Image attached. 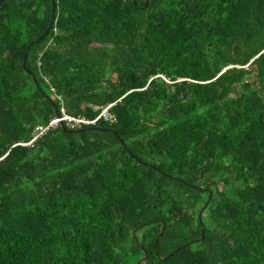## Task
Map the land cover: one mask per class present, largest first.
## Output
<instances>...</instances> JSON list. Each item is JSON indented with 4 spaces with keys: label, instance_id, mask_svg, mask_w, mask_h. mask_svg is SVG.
I'll return each instance as SVG.
<instances>
[{
    "label": "trees",
    "instance_id": "obj_1",
    "mask_svg": "<svg viewBox=\"0 0 264 264\" xmlns=\"http://www.w3.org/2000/svg\"><path fill=\"white\" fill-rule=\"evenodd\" d=\"M55 4L37 86L50 0L0 3V264H264V0ZM46 96L113 119L27 144ZM184 181L204 238L163 259L201 234Z\"/></svg>",
    "mask_w": 264,
    "mask_h": 264
},
{
    "label": "water",
    "instance_id": "obj_2",
    "mask_svg": "<svg viewBox=\"0 0 264 264\" xmlns=\"http://www.w3.org/2000/svg\"><path fill=\"white\" fill-rule=\"evenodd\" d=\"M2 1H3V0H0V3H1ZM50 5H51V10H50V20H49V23H48L46 29H45V30H44V31H43V32H42V33H41V34L35 39L34 42L29 43V45L26 47L25 52H24V55H23L22 67H23V69H24L27 73H29V74L32 76V78H33V80H34V82H35V84H36L37 86H38V81L36 80V77L34 76V74H33L32 72L29 71V69H28V67H27V65H26V58H27V54H28V51H29L30 47H31L34 43H38V42H40V41L45 37V35L48 34V32L51 30V28L53 27L54 20H55V13H56V4H55V0H50ZM46 98L49 100V102H50V103L52 104V106L54 107L56 117H57V118H60V117H61V114H60V112L56 109V106H55L53 100H52L50 97H48V96H46ZM59 125H60L64 130L69 131V132H71V131H73V132H80V131H83V130H85V129H90V128H91V127H89V128H77V129H73V130H71V129H67L66 126H65V123H64L62 120L59 121ZM111 132H112L114 135H116V137L120 140V142H121V144H122L123 146H126L125 143L123 142V140L120 138V136H119L115 131H111ZM127 151L130 153L131 156L135 157V156L129 151L128 148H127ZM138 160H139V159H138ZM139 161H140V160H139ZM145 165H146V164H145ZM150 167L153 168L154 170H156V171L159 172V173H162V174H164V175H167L166 173H164L162 170L158 169V168L155 167V166H150ZM167 176H169V175H167ZM170 177H171V176H170ZM173 178H174V177H173ZM175 179H177V178H175ZM178 180H179V179H178ZM184 182H185V181H184ZM185 183H186L187 185H189L190 187H192V188H193L194 190H196V191H200V192L208 191V198H207V200L205 201V203L203 204V206L201 207V209L199 210V213H198V219H199V223H200V225H201V234H200V237H199V238H196V239H193V240L187 241V242L183 243L182 245L178 246V247L175 248L173 251H171L170 253H168L166 256L162 257L163 259H165V258L168 257V256H171V255L174 254V253H177L178 251L182 250V249L185 248L186 246H189V245H191V244H194V243H198V242H200V241L204 238L205 227H204V225H203L201 215H202L203 210H204L205 207L207 206L208 202L210 201V198H211V191H210L208 188H199V187H196V186H192L191 184H189V183H187V182H185ZM151 222H153V221H148V222H143V223H141L137 228H135V229L133 230V234L135 235V233H136L137 230H139L141 227H143V226H145V225H147V224H149V223H151ZM163 229H164V223L162 224V226H161V228H160V231H159L157 237L155 238V240H154V242H153V245H152L153 249L156 248L157 241H158V239L160 238ZM145 259H146V256H144V257L141 259V261H142V260H145ZM141 261H138L137 264H140Z\"/></svg>",
    "mask_w": 264,
    "mask_h": 264
},
{
    "label": "built area",
    "instance_id": "obj_3",
    "mask_svg": "<svg viewBox=\"0 0 264 264\" xmlns=\"http://www.w3.org/2000/svg\"><path fill=\"white\" fill-rule=\"evenodd\" d=\"M109 107L110 105H107L106 107H104L100 113L91 120H86L84 118H72L66 115L61 116L60 118H53L51 119L47 125H37L36 126V133L34 134L33 138L31 141H29L27 144L31 143L37 136L41 135L42 133H44L47 129H49L50 127L56 126L57 124H59V121H65L67 124L69 123V125L71 126V128L80 126L81 124H94L96 122L97 119L102 118L105 121L107 120H112L113 116L110 114L109 112ZM72 122V123H70Z\"/></svg>",
    "mask_w": 264,
    "mask_h": 264
},
{
    "label": "rangeland",
    "instance_id": "obj_4",
    "mask_svg": "<svg viewBox=\"0 0 264 264\" xmlns=\"http://www.w3.org/2000/svg\"><path fill=\"white\" fill-rule=\"evenodd\" d=\"M207 200V199H206ZM209 203V202H208Z\"/></svg>",
    "mask_w": 264,
    "mask_h": 264
}]
</instances>
